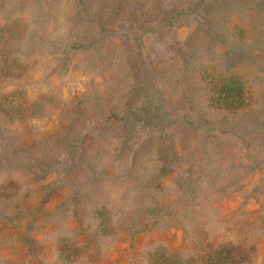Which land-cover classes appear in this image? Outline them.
Here are the masks:
<instances>
[{
  "label": "rangeland",
  "instance_id": "obj_1",
  "mask_svg": "<svg viewBox=\"0 0 264 264\" xmlns=\"http://www.w3.org/2000/svg\"><path fill=\"white\" fill-rule=\"evenodd\" d=\"M0 52L37 109L0 115V264H144L245 221L264 264V0H0Z\"/></svg>",
  "mask_w": 264,
  "mask_h": 264
},
{
  "label": "trees",
  "instance_id": "obj_2",
  "mask_svg": "<svg viewBox=\"0 0 264 264\" xmlns=\"http://www.w3.org/2000/svg\"><path fill=\"white\" fill-rule=\"evenodd\" d=\"M6 53L0 52V79H7L15 76L18 70L24 67V64L18 61L17 57L4 58ZM20 98H17L16 91H0V115L9 120L23 119L36 115V102H27L23 104ZM216 107L219 109L239 110L243 108L244 98L239 96L214 98ZM27 113V114H25ZM39 116V114H37ZM4 193H0L2 195ZM182 224V221L179 220ZM252 224V221L250 225ZM187 234L192 238L193 245L188 249H172L164 243H156L145 252L144 264H250L256 257L260 237L256 236L258 232H252L249 229L247 221L239 225H234L236 235L233 237H220L205 232H198L196 228H191L182 224ZM264 234L263 230H260ZM59 250L62 251L67 260H71L73 250L82 246L78 242H67L65 238L59 241Z\"/></svg>",
  "mask_w": 264,
  "mask_h": 264
}]
</instances>
